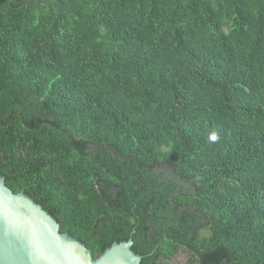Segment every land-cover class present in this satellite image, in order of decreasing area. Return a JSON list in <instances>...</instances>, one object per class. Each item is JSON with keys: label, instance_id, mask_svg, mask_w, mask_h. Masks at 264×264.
<instances>
[{"label": "trees", "instance_id": "16d2710c", "mask_svg": "<svg viewBox=\"0 0 264 264\" xmlns=\"http://www.w3.org/2000/svg\"><path fill=\"white\" fill-rule=\"evenodd\" d=\"M0 176L93 259L264 264V0H0Z\"/></svg>", "mask_w": 264, "mask_h": 264}, {"label": "water", "instance_id": "95a60500", "mask_svg": "<svg viewBox=\"0 0 264 264\" xmlns=\"http://www.w3.org/2000/svg\"><path fill=\"white\" fill-rule=\"evenodd\" d=\"M132 241L114 242L93 259L86 247L23 192L0 176V264H140Z\"/></svg>", "mask_w": 264, "mask_h": 264}, {"label": "rangeland", "instance_id": "374dc122", "mask_svg": "<svg viewBox=\"0 0 264 264\" xmlns=\"http://www.w3.org/2000/svg\"><path fill=\"white\" fill-rule=\"evenodd\" d=\"M180 260H181V261H180L181 264H187V263H186V259L184 260V259L181 257ZM176 262H178V260H176L174 264H176Z\"/></svg>", "mask_w": 264, "mask_h": 264}]
</instances>
